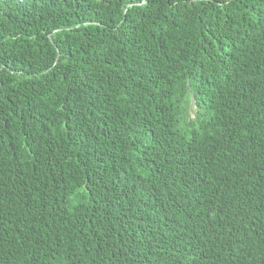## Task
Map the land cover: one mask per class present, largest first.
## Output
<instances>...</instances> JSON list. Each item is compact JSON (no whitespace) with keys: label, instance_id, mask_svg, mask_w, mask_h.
I'll list each match as a JSON object with an SVG mask.
<instances>
[{"label":"trees","instance_id":"obj_1","mask_svg":"<svg viewBox=\"0 0 264 264\" xmlns=\"http://www.w3.org/2000/svg\"><path fill=\"white\" fill-rule=\"evenodd\" d=\"M0 264H264V0H0Z\"/></svg>","mask_w":264,"mask_h":264}]
</instances>
